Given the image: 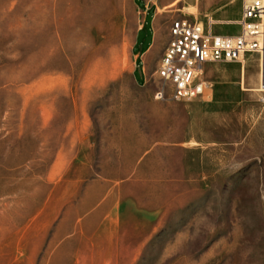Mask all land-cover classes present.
Wrapping results in <instances>:
<instances>
[{
	"label": "rangeland",
	"instance_id": "374dc122",
	"mask_svg": "<svg viewBox=\"0 0 264 264\" xmlns=\"http://www.w3.org/2000/svg\"><path fill=\"white\" fill-rule=\"evenodd\" d=\"M219 2L173 12L236 34ZM140 16L134 0H0V264H264L258 58L158 100L132 73Z\"/></svg>",
	"mask_w": 264,
	"mask_h": 264
},
{
	"label": "built area",
	"instance_id": "2783aa9c",
	"mask_svg": "<svg viewBox=\"0 0 264 264\" xmlns=\"http://www.w3.org/2000/svg\"><path fill=\"white\" fill-rule=\"evenodd\" d=\"M196 20L174 19L168 45L157 71L160 85L155 98L183 101L202 95L207 88L205 64L241 61L255 54L259 62L260 101L264 104V0H243L240 32L235 36L213 34ZM167 88L170 92H167Z\"/></svg>",
	"mask_w": 264,
	"mask_h": 264
},
{
	"label": "crops",
	"instance_id": "0c3cea01",
	"mask_svg": "<svg viewBox=\"0 0 264 264\" xmlns=\"http://www.w3.org/2000/svg\"><path fill=\"white\" fill-rule=\"evenodd\" d=\"M134 1L137 4V7L140 9L141 16L138 22L135 36L131 44L132 56L134 59V66H132L133 77L134 80L138 83L137 84L138 86L153 87L154 85H156V91H157L160 84H148V83L152 81L154 82L159 81V76L157 71L161 65L163 54L168 45V41L170 37V26L172 21L178 17H185V16L176 15L173 12V7L176 5V2L178 0H134ZM240 1H241V5H240L239 17H234L233 14L230 12V10H228V5L226 4L225 0H220L218 5L219 7H217L216 9H214V11H212V14L215 15L218 20H227V21L237 20L238 21L237 24H233V25L238 27V32L236 34H229V35L220 34L215 31V27L217 25H214L213 23V25L211 26V30L213 34L220 36H235L240 32L239 21L242 18L243 0ZM210 21L211 20H209L208 17L207 21H201V22H204L205 28L209 29ZM221 26H226V25H221ZM236 62L237 61L210 62L205 64L203 68V73L205 69H207V67L210 66V64L228 63V64L236 65L235 64ZM258 76H259V68H258ZM204 79L206 80L208 85L204 91L205 93L210 88V84L205 77ZM168 99H171L169 95H168ZM112 221L114 222V225L116 224L118 233H122L126 231V227H127L126 225L128 221H126V219L121 213L117 212L114 216H112Z\"/></svg>",
	"mask_w": 264,
	"mask_h": 264
},
{
	"label": "bare ground",
	"instance_id": "6f19581e",
	"mask_svg": "<svg viewBox=\"0 0 264 264\" xmlns=\"http://www.w3.org/2000/svg\"><path fill=\"white\" fill-rule=\"evenodd\" d=\"M201 24V23H200ZM235 24H237V22H235ZM202 25V24H201ZM203 26V25H202ZM205 27V26H204ZM243 75L245 74V66H243Z\"/></svg>",
	"mask_w": 264,
	"mask_h": 264
}]
</instances>
